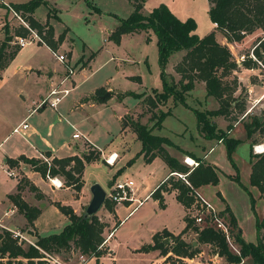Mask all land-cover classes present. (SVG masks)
<instances>
[{
  "label": "trees",
  "instance_id": "16d2710c",
  "mask_svg": "<svg viewBox=\"0 0 264 264\" xmlns=\"http://www.w3.org/2000/svg\"><path fill=\"white\" fill-rule=\"evenodd\" d=\"M127 1L131 5V10L125 16L121 17L115 13H110L117 18V22L107 33V39L118 43L122 33L151 30L155 35L157 64L159 67L158 77L160 79V90L151 88L152 95L141 97L149 107L150 115L148 119L152 120L150 125L141 122L139 119H130L128 122V126L139 141V149L133 157L129 158L128 164L139 154H141L144 162L150 161L154 156L160 157L169 168L170 173L152 188L150 196L157 200L159 206H163L162 192L174 189L176 200L184 207H188L195 199L194 192L197 186L217 181L216 169L212 164L205 162L198 156L194 158L196 164L187 165L181 159L171 155L166 149L167 146H172L185 154H189V151L181 149L167 136L153 131V129L158 130L161 127L163 118L170 112L169 108L165 110L158 109L157 113L153 110L168 98L173 101V104L179 103L189 108L194 115L196 129L206 139L223 142L226 156L230 163L235 166L232 152L241 139L228 134V130L232 126L231 119L236 120V117L228 114L231 106L241 105V103H237V99L232 96L235 84L232 83L231 85L225 77L238 67V64L232 58L228 46L216 40L213 29L202 35H198L194 31L196 23L192 17L178 18L163 2H159L146 13H143L140 9L144 0ZM207 1L209 4L207 9L209 19L215 23V28L224 34L227 41L240 40L244 34L257 28L261 29L264 34V0ZM42 2L44 3L46 0H25L9 4L20 11L21 16L27 21L28 25L36 30L51 50H54L62 40L64 31L59 32L54 37L52 27L48 21H39L33 17L34 8ZM84 2L90 4L89 0H84ZM93 6L95 11L100 10L97 5ZM2 29L4 30V37L0 40V69L10 61L19 48L17 44L10 43L12 34L24 35L27 33V29L23 26L14 27V31L10 33L5 23L2 25ZM257 40H260V36H256L254 42ZM260 46L264 50V44L260 43ZM176 50H183V52L173 64L174 70L179 74V77L174 80L166 71L165 64L169 54ZM94 53L95 51H91L88 59ZM253 53L260 57L256 47L253 48ZM252 64L254 62L249 59L240 61L242 66H251ZM196 82L203 84L204 97L211 96L217 101L216 107L198 109L187 104L186 92L193 88ZM104 90L101 86L97 87L91 98L96 101L104 100L105 98L98 97ZM126 94L138 98L143 93L121 91L116 95V98L121 99ZM238 109H240L239 114L241 115L245 111L243 105ZM215 115H222L227 119L225 128L222 129L216 125L212 119V116ZM242 123L245 138H250L254 132L258 131L264 134V124L262 120L258 119V116L248 117ZM253 140L255 139H250V146ZM262 140L264 141V136ZM44 153L49 154L47 151H44ZM95 158H97V150L95 151L92 148V150L82 152L80 155L74 153L62 157L52 156L49 163L42 158L26 157L24 155H19L15 159L7 157L6 162L12 166L18 160H22L37 170L41 176L61 174L64 178L63 184L65 183L64 185L78 191L82 185L81 171L84 163ZM248 161L250 163L248 182L257 188L260 197H264V150L258 153H253L250 150ZM176 172L182 173L183 177L178 176ZM231 178L241 183L237 173H234ZM23 184H27L29 189L35 190V186L21 176L17 178L16 192L9 193L7 196L15 204L17 210L24 215L26 222L31 225L39 209L26 203L21 198L20 189ZM242 186L244 187L243 184ZM34 194L39 196L36 192ZM52 203L66 215L67 222L56 232L43 235L35 233L34 242L39 248L55 254L61 251L66 254L62 258H67L71 255V252L81 253L86 258H96L103 252L104 243L102 241L104 238L102 230L105 222L101 221L95 213L84 215L83 211L77 214L70 205L58 201ZM113 204V201L105 197L103 205L110 212L113 211ZM250 208H252V204ZM252 211L254 214L255 240L249 241L241 236L235 217L229 207L224 205L222 209L218 210V213L223 216L229 225V231L237 252L228 247L221 232L210 225L200 227L186 212L183 216L184 226L178 233L173 234L164 228L156 230L151 234V242L143 244L139 248L146 250L158 248L163 254L170 251L179 258L181 256H192L198 251V244L203 243L208 244L212 252L223 257L225 264H236L246 257L250 259L252 264H264V217L259 218L255 210L252 209ZM207 217L206 214L205 218ZM117 223L115 221L114 226ZM184 232H192L197 244L192 245L189 241L184 240L182 238ZM163 237L166 238L165 242L162 241ZM41 256L42 252L37 247L30 244L22 246L8 229L0 227V258H5V264H43L45 261L40 258ZM23 258L26 261H22Z\"/></svg>",
  "mask_w": 264,
  "mask_h": 264
},
{
  "label": "rangeland",
  "instance_id": "374dc122",
  "mask_svg": "<svg viewBox=\"0 0 264 264\" xmlns=\"http://www.w3.org/2000/svg\"><path fill=\"white\" fill-rule=\"evenodd\" d=\"M89 1L90 4H86L84 0H46V2L39 3L34 8V15L36 17L43 18L42 20L48 21L50 25L51 23H53L56 35L59 32L64 31L62 40L59 42L60 45L58 44L59 47L57 45V47L54 49L55 51L65 53L66 58L69 61L68 49H72L73 52L70 57L71 60L74 58V53L78 50L75 60L71 62L74 67L76 66V69H78V67L80 66L86 65L90 50L94 51L98 46L101 45V47L97 50L94 59L90 62V67L80 69L75 74V83L77 82L78 85L73 90H71L67 96L62 98L61 103L65 102L72 95L90 90L95 86L105 85L109 87L111 91L109 92L108 96L103 97L105 98L104 100L92 107L83 106V109L74 110V112L71 113V117H83V119L81 120V125L86 130H89V137L99 146H103L102 144H105L106 142H111L110 148H115L118 139L121 138L119 144L117 145L116 152L114 151L116 153V156L111 164L106 163L103 159V156L109 152L106 150V147L100 149V147H96L88 143V141L85 140L86 138L83 137L82 139H80L79 145H76L78 153L90 151L92 150V148L95 149V151L97 150V158L87 163L91 165L88 167V170L85 174L86 180L92 181L93 179H96L97 181L93 182H98L99 184H102L104 186L106 185L104 189L106 193L107 188H109L115 180L121 179L123 177L121 173L124 166L129 165L125 172H127L132 178H135L138 182L142 183L144 187L146 186L147 189L160 174V172L162 171V167L159 165L157 166L156 162L153 163L152 166L144 163L141 154H139L140 156L137 155L136 157H134L131 163L128 164L129 158L133 157V155L137 151L136 147L138 146V141L134 140V134L128 126V122L130 119H139L141 122L150 125L152 120L148 119V116L150 115L149 107L143 101V99L137 100L136 97H133L130 94L122 96L121 99H117L116 95L120 91L132 90L143 93L142 97H144L145 95L153 94L150 87L153 82L152 73L148 74V71L145 68V63L140 56L141 52L145 51V53L147 54V60L151 64V69L155 67L157 69V62L153 60L156 52V46L153 43L149 44L148 41L145 42L141 34L124 35L123 38L118 41V43L113 42L111 39H107V33L117 22V18L110 13H115L116 15L121 17L125 16L131 10V5L127 0ZM161 1H166L173 10L174 14H176L178 17L182 18L185 16V9L182 4L185 0ZM201 1L202 0H188V2H193L194 6L196 7L194 10V18L197 21V27H195L194 31L198 35L204 34L205 26L207 24V18L205 14L206 12L204 7H201ZM156 2H153V0H145L140 10L143 13H146L149 8ZM93 5H97L100 10L95 11ZM9 17H11V15ZM3 20L4 18H2V23L15 25L16 27L20 26V24L14 18H9L5 21ZM8 30L10 33L13 32L14 26L11 28L8 27ZM256 30L257 37L263 34L261 29L257 28ZM0 34L1 38H3L4 30L2 29V26L0 28ZM146 35L147 34H145V36ZM256 36L253 39L247 41L245 44L239 46L237 52H231L232 58L236 62V58L240 55L242 57V60L246 61L247 59H249L250 61H252L251 58L247 56V52L251 48V45L254 43ZM256 48L261 56V51L263 50V48L260 45H257ZM232 50L234 49L232 48ZM32 53L34 56L40 58L43 64L49 67H52L54 64H56L58 67L59 63L60 65L62 64L57 59H55L52 51L50 49H47L43 45H26L25 47H23L19 56L22 57L24 55H31ZM125 56L135 57L137 63L132 60V62L126 61ZM173 56L174 54L171 57ZM242 60L240 59V61ZM240 61L239 63H237L238 67L233 69L231 73H229L225 77V79L229 81L231 85L232 83L235 84V89L232 92V96L237 99V103H241V105L237 104L230 107V112L228 115L236 117L235 121L234 119H231V123L234 124L242 117H244V120H246L248 116L251 117L254 115H261V120L264 124L263 105H256L255 107H253L251 109V114L248 116H245L244 113V115L239 114L240 109L238 108L242 105L244 108L249 104L251 105L252 102H250L249 100H253L252 97H256L255 95L248 98L247 91L244 90L245 86L238 78V76L240 75L239 71L244 72L243 69L241 70L239 68ZM262 61L264 63L263 59ZM173 64L167 72L172 76L174 80H176L179 77V74L174 70ZM254 65H256V63H254ZM151 72H153V70ZM258 72L259 73L253 74L252 72L245 71V75L243 73V75L247 76L250 82L254 84L253 87L255 91L262 90L260 88L261 82V85L264 86L263 68L259 67ZM132 73L142 74V85L144 86H138L139 84L137 83V81L130 77V74ZM202 85L203 84L201 82H196L193 88L186 92L187 95H185V99L187 104L190 107H196L198 109L216 107L217 101L214 98H212L211 96L204 97V95H202ZM156 90H160V87ZM7 104L14 111L16 109L22 108V104L17 94L12 93L10 97H7ZM167 108H169L170 110L169 114H167L163 118L161 127L158 130L153 129V131L169 137L172 142L174 141L176 143L186 144V146L189 145V138H183V136L185 137L189 132H194L193 126L195 120L192 111L179 103L173 104V101L170 98L158 104V108H155L153 111L157 113L158 109L165 110ZM120 116L121 123L119 120ZM212 119L215 121L218 127L222 129L225 128V122L227 121V119L224 116L215 115L212 116ZM119 124H121L122 128H124L121 132L123 134L120 133V135L118 134ZM184 127H186V129H183ZM182 130H184L182 135L177 134ZM62 132L64 134H68L70 132V128L66 127L65 125L63 126ZM244 132L245 130L242 122H237L233 125V127L231 126V135L234 137L240 139L241 135H243ZM257 134L259 139H262L264 136V134L259 131L257 132ZM195 135L196 134H194V136L189 139L190 143L194 144V142L199 141V138H197V136ZM110 137H112L111 141H109ZM168 148L169 150H172L170 148L173 147L167 146V149ZM234 153L235 154H233V157L235 159V163H237V165L234 163L235 166L230 163L226 156L224 143H216L207 152V159H213L216 161L214 164L218 167L217 181L215 183L201 184L200 187L196 189V191L199 192V194L214 210H218L219 205L221 204H223L224 206V201H227L229 203L232 202L231 204L234 207L236 215L239 218L238 224L242 229L243 237L247 240H255L253 218L250 219L245 215V213L246 211L251 213L252 209H258V217L263 218L264 200H260L259 202L257 196L252 195V193L248 190L247 185L251 184H249L246 177L247 147L245 143L240 142L236 146ZM125 155H127L128 157L123 161V157ZM181 156L182 161L184 156L192 158L191 154H183ZM232 172L237 173L238 178L244 185V187L241 183H238L235 179L231 178V176L234 174ZM16 174L17 178H19L20 174ZM54 175H57L63 183L64 178L61 174ZM6 182H10V180L8 176L0 170V183ZM86 192V189H84L83 192L79 191V194H81L80 198L77 193V201L71 204L67 203V205H70L72 209L73 207L76 208V212L73 210L75 213H81L84 211V208L88 202L87 195L89 194L88 192V194H86ZM60 198L66 199L69 197L68 195H63ZM251 204L252 208H250ZM113 206L114 204L112 205V207ZM121 207L123 209L120 208L118 210L121 221L115 226L113 236L106 246L105 239L103 252L100 253L96 258L93 257L89 259L87 261V264H145L150 258L153 257L155 252L152 249L146 250L143 248L140 249L139 247L143 244H146L150 240L151 232L156 229H160L164 225L177 228L180 224L179 218L181 208L179 207V204L175 201V199H173L171 196H167L165 198V204L162 207L155 204V202H153L151 198L144 199L129 213L128 208L123 206ZM107 211L109 210L102 203L100 207L95 211V214L100 220L104 221L103 219L105 216H107ZM53 216V213L46 214V220H52L54 218ZM111 222L113 223L114 219L111 220ZM106 228L107 230L111 229L110 226ZM20 232L30 239H35L34 230L28 229L27 226H24L23 229L20 230ZM105 236L106 234H103V238H105ZM184 237L190 243L191 240L195 241V237L192 232L187 233ZM26 243V241L21 242L22 246L27 245ZM191 244L193 245V243ZM198 246V251L201 252L200 254H196L194 256L195 259L193 260H195L196 262L187 263L181 259H178L176 255L172 254L169 251L166 257H164L162 261H159V263L161 262V264H173L175 260H178L179 264H196L197 262L199 264H210L212 262L217 264L225 263L223 257L213 256L211 254V247L208 244L202 243ZM52 254L57 255L61 258L66 256V254H63V252L61 251L58 254ZM22 261L26 260L23 258ZM0 264H5V258H0ZM43 264L46 263L44 262ZM70 264H76V261H73L72 259L70 261ZM236 264L252 263L250 259L246 257Z\"/></svg>",
  "mask_w": 264,
  "mask_h": 264
},
{
  "label": "crops",
  "instance_id": "0c3cea01",
  "mask_svg": "<svg viewBox=\"0 0 264 264\" xmlns=\"http://www.w3.org/2000/svg\"><path fill=\"white\" fill-rule=\"evenodd\" d=\"M20 1H25V0H19V1L0 0V5H1L0 28L2 26V24H1L2 18H4L3 21H5L9 18H14V17H9L10 16L9 12L6 10L4 3L5 2H7V3L20 2ZM144 1L142 2V5H143ZM149 1H152V0H149ZM154 1L156 2L157 0H153V2ZM159 2H163L164 4H166V6L174 14L173 10L171 9V7L168 5V3L166 1L158 0L152 6L158 4ZM201 2H202L201 7H204L205 12H206L205 13L206 18H207V24L205 26V32L204 33L213 29L214 30V36H215L216 40L219 41L220 43H225L228 46L230 52H232V53L237 52V50L239 49V46H241L242 44H245L247 41L253 39L256 36L257 30L255 29L252 32L244 34L240 40L227 41L224 34L219 29L215 28L214 22H212L208 17V13H207L208 5H209L208 1L202 0ZM182 4H183L184 9H185V16L180 18L176 14H174V15L180 19H183L187 16L192 17L196 23L195 27H197V21L194 18L195 17V14H194L195 11L194 10L196 7L194 6L193 2H188V0H185L184 3H182ZM32 15L34 18L38 19L39 21H43L42 20L43 18H39V17H36L34 15V10L32 12ZM6 25H7V27H10V28L13 26L16 27L15 25H9V24H6ZM51 25L53 28V36L55 37L56 32L54 30V25H53V23H51ZM133 34H135V35L141 34L142 38L145 40V42L148 41L149 44H152V43L155 44V35L151 30H149L147 32H144L143 30H141V31L132 32V33H122L120 35L119 40H121L124 35H133ZM145 34H147V35L145 36ZM12 36H13V34H12ZM146 37H147V39H146ZM1 39L2 38H1V34H0V40ZM260 43L264 44V34H262L260 36V41H259L258 45H260ZM29 44H34L36 46L43 45L47 49H50L45 43H39V42L26 43L22 46H19L18 50L16 51L14 56L10 59V61L3 68L0 69V170L2 172H4L10 180V182L0 183V222L2 224L4 223V225L10 229H12V228L23 229L24 226H27L28 229L34 230V232L36 234L43 235V234H47L50 232H56V231L60 230V228L67 222L66 215L63 214L61 211H59L57 209V207L51 201L56 200L62 204L63 203L71 204V203L77 201V198H76L77 193H78L77 195L80 198L81 194H79V191L83 192V190L86 189V191L90 194L89 185L93 181H97L96 179H93L92 181L86 180L85 174L88 170V167L91 164H87L88 162L84 163V166H83L82 171H81L82 185L80 186V189L78 191H75L70 186H66V185L64 186L63 183L60 187L52 186V184L50 183L49 178L47 176H41L37 170L30 167V165L27 162H23L22 160H18V162L16 164L10 166L6 162V158L9 157V158L15 159L19 155H24L26 157H34V158H41V155H45V156H48L50 158L52 156L62 157V156L71 155L74 153L77 155H80L81 153H78L76 145L77 144L79 145V141L83 137L86 138L85 140L88 141V143H90L91 145H94L96 147H100V149H103L104 147H106L107 151H115L116 152L117 145L119 144L121 138L118 139V142H117V145L115 148H110L111 142H106L105 144H102L103 146H99L97 143H95L89 137V130H86L81 125V120L83 119V117L82 118L81 117H71V113L74 112V110L83 109V106L92 107V106L96 105L97 103L101 102V101H96L95 99H93L91 97H92V94L94 93V90L100 86L104 87L105 90L110 92L111 90L109 89V87H107L105 85H98V86L93 87L90 90H87L84 92H79L75 95H72L65 102L61 103V101H60L55 108L35 107V102L37 101V99L47 90V88L50 85H52L54 82H56L58 80V78L60 77V75L62 74V72L64 70V67L62 64L60 65V63H59L58 67L56 64H54L52 67H49V66L43 64V62L40 60V58L34 56L33 53L31 55H24V56L20 57L19 54L22 51L23 47H25L26 45H29ZM59 45H58V47H59ZM100 47H101V45L98 46L94 50L95 51L94 55L86 61V65L80 66V67H78V69H76V66L74 67L75 70H74V74L72 75L71 88H70L69 92L71 90H73L78 85L77 82L75 83V74L80 69L90 67V62L94 59V56ZM232 48L234 50H232ZM235 49H236V51H235ZM91 51H93V50H90V52ZM68 52H69V54H68L69 61L70 62L74 61L76 56H77L78 50L74 53V58L72 60L70 59V57L73 53L72 49H68ZM182 52H183V50H176V51L171 52L169 54L167 61H166V64H165L166 71H168L169 68L172 66V64L180 57ZM173 54H174V56L171 57ZM261 55H262V57H264V50L261 51ZM140 57H142V60L145 63V68L147 69L148 74L152 73L153 82L150 85V87L158 89L160 87V79L158 77V71H159L158 64H157V69H156V67L151 69V64L147 60V54L145 53V51L141 52ZM125 58H126V61H128V62L134 61L137 63L136 58L133 56H130V57L125 56ZM153 60L157 62V53L156 52H155V55L153 57ZM263 60H264V58H263ZM236 63H239V62H236ZM149 66H150V68H149ZM239 68L241 70L243 69L244 72L245 71L246 72H252L253 74L259 73L258 72L259 67L254 65V64H252L251 66L240 65ZM152 70H153V72H151ZM244 72L239 71L240 75L238 76V78L241 80V83L245 86L244 90L247 91L248 98L256 95V97H252L253 100H249L250 102H252L251 105L249 104L245 107V111H246V109L250 108L247 112V114L250 115L251 109L253 107H255L256 105H259V106L263 105L264 106V86L261 85V83H262L261 82L260 88L262 90L261 91H255V89L253 87L254 84L250 82V80L247 76H244L246 74ZM241 73H242V75H241ZM243 73H244V75H243ZM130 77L132 79H134L135 81H137V83L139 84L138 85L139 87L144 86V85H142L143 84L142 83L143 77H142L141 73H135V74L132 73V74H130ZM201 90H202V95H204L203 85L201 86ZM132 91H135V90H132ZM137 92H139V91H137ZM12 93L17 94V96L20 99V102L22 104V108L16 109L15 111L7 104V97H10ZM68 93H67V95H68ZM67 95H65V96H67ZM114 96H115V94H114ZM141 97L142 96H140L136 99L140 100ZM247 114H245V116H247ZM248 117H250V116H248ZM261 118H262V116H261ZM119 120L121 123V116L119 117ZM21 121H25L26 126L20 127L19 131H13L12 130L13 126L19 124ZM243 121H244V117L237 120L235 123L243 122ZM234 124H232V127ZM65 125H66V127L70 128V132L68 134H64L62 132L63 126H65ZM193 128H194L193 129L194 132H189L188 135H186L185 137L183 136V138L191 139V137L194 136V134H196L195 136H197V138H199V141H196L193 144V143H190V140L188 139L189 145H187V146H186V144L176 143L174 141H173V143L177 144L181 149L189 151V154H191V157L193 159L196 156H198L202 160H204L205 162L212 164L215 167L216 172H218V167L214 164L216 161L213 159H211V160L207 159V157H208L207 152L216 143H221V141L204 138L202 136V134L195 128V121H194ZM123 129L124 128H122L121 124H119V127H118V134L119 135ZM183 129H186V127H184ZM76 131H78L80 135L78 137H72V135H71L72 132H76ZM183 131L184 130H182L181 132H179L177 134L182 135ZM121 134H123V133H121ZM228 134L231 135V128L228 130ZM133 136H134V140H137L135 138V135H133ZM251 138L255 139L252 141L251 145L252 144H263L264 145V141L262 139L258 138L257 132H254L250 138H245V132L240 137V139H241L240 142L245 143V145L247 147V154H246V164H247V173H246L247 175H246V177H247V181H248V174H249V170H250V163L248 161V157H249V152L251 150V146L249 145V141ZM111 139H112V137H110L109 141H111ZM190 144H192V145H190ZM138 149H139V141H138V146L136 147V150H138ZM166 149H167V147H166ZM170 149H172V150H169V148L167 149L168 152L178 159H181V157H182L181 155L185 154V153H182L180 150H178L174 147L170 148ZM235 149H236V147H235ZM235 149H234V151H235ZM44 151H47L49 154L46 155L44 153ZM234 151L232 152V159L235 163V159L233 157V154H235ZM251 152L258 153V152L252 151V150H251ZM127 157L128 156L125 155L123 157V161L126 160ZM155 162H156L157 166L159 165L162 167V171L160 172V174L156 177V179L152 182V184H150V186L147 189H146V186L144 187V185L142 183L138 182L135 178H132L127 172H125L126 169L129 167V165L124 166L121 175L132 179V181H133L132 197L133 198L141 199V202L144 199H150L151 198L153 200V202H155V204L158 205L157 200L150 196V192H151L152 188L160 180L164 179L170 172H169V168L167 167V165L158 156H154L150 161L144 162V163H147L148 165L152 166V164ZM235 164L237 165V163H235ZM8 171H11V174H8ZM16 173H19L20 177L21 176L25 177L29 183L33 184L36 187V190L31 191L28 188L27 184H23V187L20 189L21 198L26 203L33 205L39 209L38 213L33 218L31 225H29L26 222L24 215L17 210L15 204L12 203V201L7 196L9 193L16 192V182H17V176H16L17 174ZM232 173H234V172H232ZM53 176L58 177L57 175H53ZM100 185L103 187V189H105L106 185L105 186L102 184H100ZM199 187H200V185L197 186L196 189H198ZM247 187H248V190L252 193V195L257 196V199L259 202H260V200H264V197H260V196L258 197V190L254 185H247ZM35 192L39 196L34 195ZM87 192H86V194H88ZM89 194L87 195L88 200L90 198ZM63 195H68L69 198H66L67 200L60 198ZM167 196H171L173 199H175V201L179 204V207L181 208L180 218H179L180 224L177 228L164 225L160 229L164 228V229L168 230L169 232L176 234L184 226L185 222H184L183 216L185 214V207L180 202H178L176 200L174 189L162 192L163 206L165 204V198ZM134 203H135L134 201H132V203H130V205H127L126 201L114 203L113 211L112 212L107 211V216L109 218L107 216H105L103 219L104 220L103 222H105V225L103 227L102 234L105 235L108 232H110V235L107 237V239L105 241L106 242L105 246L107 245V243L110 241L111 237L113 236V231H114L115 226L121 221L120 214L118 213V210L120 208H122L121 206H123V207L128 208V213H129L138 204H140V203H138L135 207H132ZM231 203L232 202L229 203L227 201L226 202L224 201V204L229 207L232 214L234 215L235 220H236V224L240 230V234L243 237L242 229H241L240 225L238 224L239 218L236 215L235 209ZM219 204H220V202H219ZM160 207H162V206H160ZM223 207H224L223 204L219 205L218 210L222 209ZM73 210L76 212V208L73 207ZM51 213L54 214V216H53L54 218L52 220L51 219L46 220V214H51ZM255 213L258 217L259 216L258 209L255 210ZM245 215L248 216L250 219L253 218V224H254L253 211L251 213L246 211ZM113 219H114V222L112 223L111 220H113ZM53 220H55V221H53ZM115 221H117L118 223L114 226ZM109 226L111 227V229L107 230L106 227H109ZM160 229H156V230H160ZM156 230H154L153 232H155ZM153 232H151V234ZM35 233H34V235H35ZM254 233H255V225H254ZM151 234H150V240L147 243L151 242ZM186 234H187L186 232H184L182 234V238L184 240H186L184 237V236H186ZM244 239L247 240L246 238H244ZM249 241H254V239L253 240L249 239ZM191 243H193V245L197 244V242H194L193 240H191ZM198 245H200V244H198ZM152 250H154L155 253H154L153 257L150 258L145 264H148V263H150V264H161V262L159 263V261H162L164 259V257H166V255L169 253V251H167L166 253L163 254L159 251L158 248H153ZM200 252L201 251H197L191 257L181 256V257H179V258L177 257V258L181 259L187 263H190V262L193 263V262H196L195 260H193V259H195L194 256L196 254H200ZM76 254H77L76 252H71V255H69L67 258H61L57 255L56 256L60 261L66 263V264H70V261L72 259H73V261H76ZM211 254L213 256L221 257L212 251H211ZM175 262H176V264H179L178 260H175ZM87 263L88 262H86V264ZM163 264H165V263H163ZM181 264H184V263H181ZM196 264H199V263L197 262ZM210 264H217V263L212 262Z\"/></svg>",
  "mask_w": 264,
  "mask_h": 264
},
{
  "label": "built area",
  "instance_id": "2783aa9c",
  "mask_svg": "<svg viewBox=\"0 0 264 264\" xmlns=\"http://www.w3.org/2000/svg\"><path fill=\"white\" fill-rule=\"evenodd\" d=\"M4 6L6 10L9 12V14L11 15V17H14L17 20V22L20 24V26H23L27 29V33L25 35L13 34L11 42H13L14 44H17L18 46H22L29 42L44 43L41 36L36 32V30L30 27L27 21L21 16V13L19 10L14 9L7 2L4 3ZM259 41L260 40H257L251 45V48L247 52V56L251 58V60L254 61V63H256V66H259L260 68H263L264 70V63L262 61L264 57H261L262 55L258 57L255 53H253V48L258 45ZM52 54L55 57V59H57L59 62L62 63L64 70L62 74L60 75V77L58 78V80L54 82L52 85H50L47 88V90L37 99V101L35 102V107L55 108L57 104L61 101V99L65 95H67V93L69 92L71 88L72 75L75 70L73 64L67 60L66 55L63 52L52 50ZM240 59L242 60L241 55L236 58L237 62H239ZM249 109H246V111H244V114L248 112ZM25 126H26V122L21 121L19 124L13 126L12 130L19 131L20 127H25ZM71 135L72 137H78L80 134L78 131H76V132H72ZM252 150L255 152H260L264 150V145L263 144H252ZM115 154L116 153L114 151H109L106 155L103 156L104 161L108 164H111L116 156ZM41 158L47 163H49L50 157L41 155ZM183 162H185V164L187 165L196 164L195 159L187 157V156L183 157ZM8 174H11V171H8ZM176 174L180 177H183L182 173L176 172ZM46 176L49 178V181L52 184V186L60 187L62 185V181L60 178L53 176V175L49 176L48 174H46ZM132 187H133L132 179L127 178L126 176H123L121 179L115 180L110 185V187L106 190L105 197L113 201L114 203L126 201L127 205H130V203L134 201L135 203L133 204L132 207H135L138 203L141 202V199L132 197V192H133ZM194 193H195L194 201L188 207H185L186 214L192 217L193 221L200 227L203 225H210L214 229L221 232L224 236V239L228 247L232 251L237 252L236 245L232 241V237L229 231V225L226 222V220L223 218L222 215L218 213V210H214L206 202V200L196 191V189ZM206 214L208 215L207 218H205ZM0 226H3L4 228L8 229L11 232L12 236L15 237L18 243L21 244V242L26 241L27 242L26 244H30V245L37 247L42 252V256L40 258L43 259L46 264H66L60 261L56 255H53L52 253L39 248L35 244L33 239H30L29 237L25 236L24 234L20 232L21 229L7 228L1 222H0ZM109 235H110V232L106 234L102 243H104L105 239H107ZM90 258H93V257H90ZM90 258H86L85 255L81 253H77L76 254V264H86V262ZM173 264H176V262H174Z\"/></svg>",
  "mask_w": 264,
  "mask_h": 264
},
{
  "label": "water",
  "instance_id": "95a60500",
  "mask_svg": "<svg viewBox=\"0 0 264 264\" xmlns=\"http://www.w3.org/2000/svg\"><path fill=\"white\" fill-rule=\"evenodd\" d=\"M109 91L105 90L102 94L99 95L100 98L108 96ZM261 119V115L258 117ZM90 198L84 208V215H90L95 213V211L100 207L105 198V190L98 182H92L89 185ZM162 241L165 242V238H162ZM195 242V241H194Z\"/></svg>",
  "mask_w": 264,
  "mask_h": 264
},
{
  "label": "bare ground",
  "instance_id": "6f19581e",
  "mask_svg": "<svg viewBox=\"0 0 264 264\" xmlns=\"http://www.w3.org/2000/svg\"><path fill=\"white\" fill-rule=\"evenodd\" d=\"M116 155V154H115Z\"/></svg>",
  "mask_w": 264,
  "mask_h": 264
}]
</instances>
